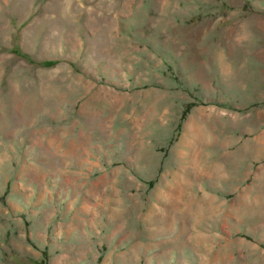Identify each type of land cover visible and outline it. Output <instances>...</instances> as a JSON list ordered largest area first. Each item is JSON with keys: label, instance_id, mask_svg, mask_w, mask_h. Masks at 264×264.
<instances>
[{"label": "rangeland", "instance_id": "obj_1", "mask_svg": "<svg viewBox=\"0 0 264 264\" xmlns=\"http://www.w3.org/2000/svg\"><path fill=\"white\" fill-rule=\"evenodd\" d=\"M0 264H264V0H0Z\"/></svg>", "mask_w": 264, "mask_h": 264}]
</instances>
